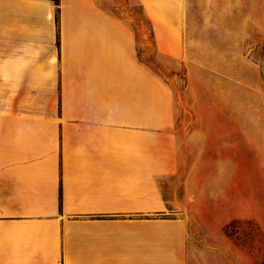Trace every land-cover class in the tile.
Listing matches in <instances>:
<instances>
[{"label":"crops","instance_id":"obj_1","mask_svg":"<svg viewBox=\"0 0 264 264\" xmlns=\"http://www.w3.org/2000/svg\"><path fill=\"white\" fill-rule=\"evenodd\" d=\"M135 1L154 48L188 65L212 30L194 16L235 3ZM106 2L0 0V264H227L178 212L195 159L181 117L202 127L198 105L141 61L146 25Z\"/></svg>","mask_w":264,"mask_h":264},{"label":"rangeland","instance_id":"obj_2","mask_svg":"<svg viewBox=\"0 0 264 264\" xmlns=\"http://www.w3.org/2000/svg\"><path fill=\"white\" fill-rule=\"evenodd\" d=\"M106 4L146 25L141 61L170 86L180 106L198 105L204 120L193 128L195 114L181 117L191 119L184 135L195 155L191 195L178 211L186 216L188 237L227 264H264V0H235L228 9L196 14L195 22L212 30L201 33L203 62L190 65L154 48L150 21L135 0ZM177 191L182 199L181 181Z\"/></svg>","mask_w":264,"mask_h":264},{"label":"trees","instance_id":"obj_3","mask_svg":"<svg viewBox=\"0 0 264 264\" xmlns=\"http://www.w3.org/2000/svg\"><path fill=\"white\" fill-rule=\"evenodd\" d=\"M50 1H52L55 5H56V7L58 6V4H59V0H50ZM227 228V227H226ZM225 228V229H226ZM228 228H229V226H228Z\"/></svg>","mask_w":264,"mask_h":264}]
</instances>
